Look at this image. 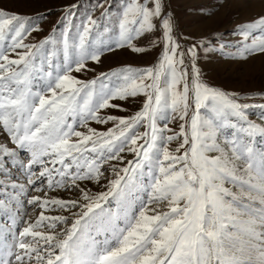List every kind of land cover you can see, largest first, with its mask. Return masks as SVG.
<instances>
[{"label":"snow or ice","instance_id":"1","mask_svg":"<svg viewBox=\"0 0 264 264\" xmlns=\"http://www.w3.org/2000/svg\"><path fill=\"white\" fill-rule=\"evenodd\" d=\"M105 2L36 43L42 16L0 10V264H264V103L243 102L264 96L206 83L165 0ZM236 31L228 58L264 55V15ZM141 40L162 45L154 66L73 75Z\"/></svg>","mask_w":264,"mask_h":264},{"label":"rangeland","instance_id":"2","mask_svg":"<svg viewBox=\"0 0 264 264\" xmlns=\"http://www.w3.org/2000/svg\"><path fill=\"white\" fill-rule=\"evenodd\" d=\"M97 0H0V10H7L10 13L21 14L30 18L42 16L37 21L40 27L39 32L28 38L32 43L48 37L55 29V38L61 39V33L65 31L62 18L66 10L72 6V22L79 25L91 13L93 17L100 14V9L92 11ZM124 0H106L105 7L111 5L113 15L119 12ZM167 8L171 11L176 22V35L180 39L182 48L199 44L195 60L200 70L202 79L213 86L218 87L230 94L240 97L264 96V55H253L245 61H234L228 58L230 49L221 50L222 42L235 43L240 39L236 29L245 22L252 21L264 15V0H165ZM75 31L72 35L75 36ZM27 42V41H26ZM134 43H137L134 41ZM207 44V47L204 45ZM139 45L145 47L143 53H132L128 49H117L114 53H105L102 56V63L88 62V68L94 71L73 73L81 79H92L101 72H110L124 66L144 68L154 66L162 55V45L152 47L147 40L139 41ZM249 104L264 103V99L244 100ZM125 103V102H119ZM128 112H120L116 109L104 110L118 116L133 114L138 111L140 105L133 100L127 104ZM250 118L258 120L261 109L251 108L248 110ZM91 127L98 130H106L111 125H97L90 123ZM176 128V124L169 125ZM83 131V129H80ZM2 139V137H0ZM171 147H175L173 144ZM127 155V154H126ZM127 159H132L127 155ZM107 175H110L107 174ZM92 192L104 191V183L100 184L86 182ZM38 195L37 193H32ZM51 196H59L66 199H73L75 196L63 191L50 192ZM106 210L112 213L119 211L118 202L111 199L104 204ZM39 209L32 212L34 220ZM66 214V213H65Z\"/></svg>","mask_w":264,"mask_h":264}]
</instances>
